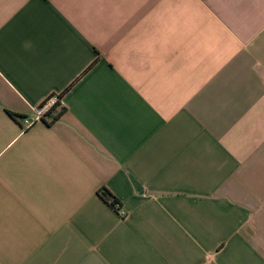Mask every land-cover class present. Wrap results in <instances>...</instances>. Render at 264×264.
Wrapping results in <instances>:
<instances>
[{
	"label": "crops",
	"instance_id": "crops-1",
	"mask_svg": "<svg viewBox=\"0 0 264 264\" xmlns=\"http://www.w3.org/2000/svg\"><path fill=\"white\" fill-rule=\"evenodd\" d=\"M0 264H264V0H0Z\"/></svg>",
	"mask_w": 264,
	"mask_h": 264
},
{
	"label": "built area",
	"instance_id": "built-area-1",
	"mask_svg": "<svg viewBox=\"0 0 264 264\" xmlns=\"http://www.w3.org/2000/svg\"><path fill=\"white\" fill-rule=\"evenodd\" d=\"M62 105V100L60 98V94H52L43 99L39 104L31 107V123L42 120L51 121L53 115V109ZM118 210L117 212L124 216L125 212L121 209L120 206L116 205Z\"/></svg>",
	"mask_w": 264,
	"mask_h": 264
},
{
	"label": "trees",
	"instance_id": "trees-1",
	"mask_svg": "<svg viewBox=\"0 0 264 264\" xmlns=\"http://www.w3.org/2000/svg\"><path fill=\"white\" fill-rule=\"evenodd\" d=\"M62 111H63V109H61L58 113L53 115L51 121L57 120L58 117L62 114ZM8 113L12 117L21 116V115H18L17 113H14V112H8ZM99 195L109 206H111L113 209H115V211L118 210L116 205L120 206V203H119L118 199L108 189H106V188L101 189L99 191Z\"/></svg>",
	"mask_w": 264,
	"mask_h": 264
}]
</instances>
